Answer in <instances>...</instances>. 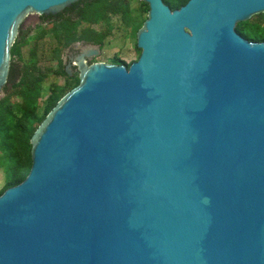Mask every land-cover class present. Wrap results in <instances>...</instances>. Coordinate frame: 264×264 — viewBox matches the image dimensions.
Returning a JSON list of instances; mask_svg holds the SVG:
<instances>
[{
	"label": "water",
	"instance_id": "95a60500",
	"mask_svg": "<svg viewBox=\"0 0 264 264\" xmlns=\"http://www.w3.org/2000/svg\"><path fill=\"white\" fill-rule=\"evenodd\" d=\"M78 1L0 0V99L23 23ZM140 1L137 60L84 47L33 132L0 264H264V42L236 30L264 0Z\"/></svg>",
	"mask_w": 264,
	"mask_h": 264
},
{
	"label": "trees",
	"instance_id": "16d2710c",
	"mask_svg": "<svg viewBox=\"0 0 264 264\" xmlns=\"http://www.w3.org/2000/svg\"><path fill=\"white\" fill-rule=\"evenodd\" d=\"M187 1L163 0L172 10L180 8ZM139 3L140 12L133 18L128 0H79L63 12L49 16L53 20L47 25H39L41 29L33 37L29 38L30 32L19 29L10 49L8 80L3 87L4 96L0 99V167L5 176L0 195L27 176L31 166L29 140L33 132L59 98L78 84L76 76L69 77L63 71L60 58L63 50L75 42L102 46L119 26L129 27L132 36H135L147 13V5L140 0ZM252 18L238 23L236 30L250 41L264 42V13ZM46 39L54 46L49 62L55 61L57 68L52 75L63 76L65 80L61 86L51 85L48 96L42 99L41 86L52 69L43 65L46 59L41 49ZM31 42V47L23 56V48ZM136 50L138 58L140 52ZM112 62L129 66L118 59Z\"/></svg>",
	"mask_w": 264,
	"mask_h": 264
},
{
	"label": "rangeland",
	"instance_id": "374dc122",
	"mask_svg": "<svg viewBox=\"0 0 264 264\" xmlns=\"http://www.w3.org/2000/svg\"><path fill=\"white\" fill-rule=\"evenodd\" d=\"M130 3V8L132 10L133 18H136V16L139 14L140 10V3L139 0H128ZM144 17V15H143ZM253 19V18H251ZM122 25V24H121ZM41 26V25H40ZM40 26H36L35 28H32L29 33V38L33 37L34 34L37 32L38 29H41ZM45 45L42 46L41 54L43 55L44 59H46V62L43 63L44 66L51 67V72L48 73V78L44 80L41 86V94L42 99H45L49 94L50 86L55 84L57 86H61L64 82V77H56L52 75V71L57 68L56 62H49L51 56H52V49L54 46L52 45V42L50 43L48 39L45 41ZM32 42L27 45V47H24L22 50L23 56L27 54L28 49L31 47ZM137 54L138 51L135 47V36H132V31L129 27L125 26H119V29H115L113 32V35H111L108 39L104 41L102 53L100 57L97 59L99 61L107 62L112 61L113 59H118L122 62H125L127 64H130L133 61L137 60ZM41 99V100H42ZM14 101H17L14 100ZM4 172L2 168L0 167V190L4 186Z\"/></svg>",
	"mask_w": 264,
	"mask_h": 264
},
{
	"label": "flooded vegetation",
	"instance_id": "af4514ba",
	"mask_svg": "<svg viewBox=\"0 0 264 264\" xmlns=\"http://www.w3.org/2000/svg\"><path fill=\"white\" fill-rule=\"evenodd\" d=\"M52 20L53 19H51L49 16H41L39 18V22H37L36 24H33V22L31 20H28L25 23H23V25L21 26V29L30 32L29 31L30 29L35 28L36 26H39V25H41V26L47 25ZM92 44H94V43L75 42V43L70 44L69 46H67L63 50L60 58H61V62H62L63 71L65 72V68L67 66H69V68H70V70H69L70 73L67 74V76H69V77L76 76L77 77V69H76V65H75L76 57L81 54L84 47H86L88 45H92ZM95 45L100 46V54L94 58L86 59L87 64H90L93 62H99V60H97V59L100 57V55L102 53L103 45L102 46L99 44H95ZM112 61H110V62L107 61V63H113ZM120 62H122V61H120Z\"/></svg>",
	"mask_w": 264,
	"mask_h": 264
}]
</instances>
